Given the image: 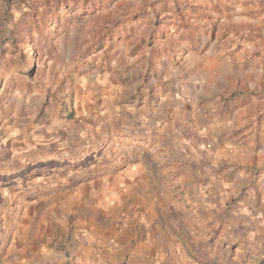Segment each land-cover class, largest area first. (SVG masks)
Listing matches in <instances>:
<instances>
[{
	"label": "rangeland",
	"instance_id": "1",
	"mask_svg": "<svg viewBox=\"0 0 264 264\" xmlns=\"http://www.w3.org/2000/svg\"><path fill=\"white\" fill-rule=\"evenodd\" d=\"M0 264H264V0H0Z\"/></svg>",
	"mask_w": 264,
	"mask_h": 264
}]
</instances>
